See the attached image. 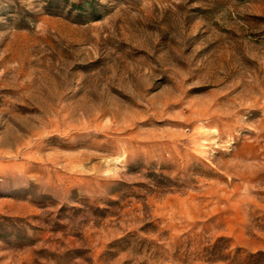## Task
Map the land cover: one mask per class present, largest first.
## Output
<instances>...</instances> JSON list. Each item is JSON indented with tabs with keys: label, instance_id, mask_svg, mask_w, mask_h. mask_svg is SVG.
Returning a JSON list of instances; mask_svg holds the SVG:
<instances>
[{
	"label": "rangeland",
	"instance_id": "rangeland-1",
	"mask_svg": "<svg viewBox=\"0 0 264 264\" xmlns=\"http://www.w3.org/2000/svg\"><path fill=\"white\" fill-rule=\"evenodd\" d=\"M0 264H264V0H0Z\"/></svg>",
	"mask_w": 264,
	"mask_h": 264
}]
</instances>
